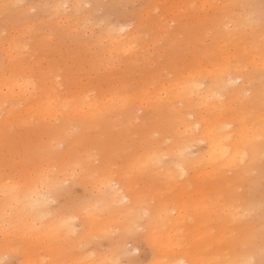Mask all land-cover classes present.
<instances>
[{
    "label": "rangeland",
    "instance_id": "1",
    "mask_svg": "<svg viewBox=\"0 0 264 264\" xmlns=\"http://www.w3.org/2000/svg\"><path fill=\"white\" fill-rule=\"evenodd\" d=\"M263 49L264 0H0V264L227 262L264 200Z\"/></svg>",
    "mask_w": 264,
    "mask_h": 264
},
{
    "label": "bare ground",
    "instance_id": "2",
    "mask_svg": "<svg viewBox=\"0 0 264 264\" xmlns=\"http://www.w3.org/2000/svg\"><path fill=\"white\" fill-rule=\"evenodd\" d=\"M232 1L233 0H225V3L226 5H229L232 3ZM259 47L262 48V46L259 44V41L254 40L252 43V48H259ZM253 62H251L249 65H251ZM259 67H260V63L257 62L254 64L255 69H258ZM248 76H247V80H250L251 78H254V80L258 82L260 80L261 84H259L260 86H258V89H257L258 97L260 100H262V102H264V82L262 81L263 80L262 78L264 77V73L258 72L257 70H251ZM230 77H232V75ZM196 80L197 79L194 77L193 81H196ZM198 85L199 84L197 83L194 85V90L198 91V88H199ZM254 92L256 93V90ZM189 105L190 104H188V106H186L185 108L187 109V114L194 115L196 118V122L202 125V128H203L202 135L204 137H210L209 151L220 150L222 154H225L227 152L229 156L234 155L235 152H240L241 150L240 141L245 136V134L242 131V128L237 127L231 130L227 129L228 125L234 122L235 119H237L236 117L223 115L222 119L219 122L221 124V126L219 127V130L214 131L215 128L211 124L205 122V119H204L205 115L201 114V112L199 115L198 113H196L195 110H192V107L191 106L189 107ZM232 131H233L234 136L231 133ZM255 134L258 135L259 131H256ZM262 149H264V142L262 143ZM253 153L256 154V152L254 151ZM249 184H250V181H249ZM248 189L249 191L245 193L244 196H241L239 198L240 199L239 206L244 211L243 214H245V216H248V217L250 216L247 219V221L243 223L244 225H243L242 230L251 229L252 234H253V239L251 242H249L248 244L244 246H239V236L235 239V242H233V239H232V242L229 241V244H227V247L225 248L224 254H223L226 256L225 259L227 260V262H221L220 264H264V208H263L264 200H262L263 197H257L258 195H260L257 192L259 191L258 186H257V191L255 192L253 197L251 196L253 195L251 194L253 191L250 193L251 191L250 185ZM262 191H264V189ZM214 198H217V197H214ZM212 205H215V203H212ZM139 213L140 212H137V214ZM182 258L183 259L185 258L188 264H201L199 262L196 263L194 259H188V257H186L185 255H181L180 257L181 261H182ZM169 264H178V263L177 261H173Z\"/></svg>",
    "mask_w": 264,
    "mask_h": 264
}]
</instances>
